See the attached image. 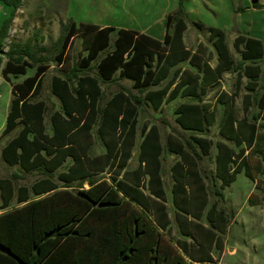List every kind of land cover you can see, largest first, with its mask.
I'll list each match as a JSON object with an SVG mask.
<instances>
[{"label": "trees", "instance_id": "trees-1", "mask_svg": "<svg viewBox=\"0 0 264 264\" xmlns=\"http://www.w3.org/2000/svg\"><path fill=\"white\" fill-rule=\"evenodd\" d=\"M0 1L10 8L0 26V64L6 58L1 75L10 81V76L24 75L28 68L35 66L32 75L12 84L2 136L18 127L19 130L3 145L1 156L10 165L18 164L25 171L37 169L44 174L29 186L17 187L13 182L15 173L0 177V264H218L210 252V241L217 238L213 227L221 229L212 218L215 204L207 210L210 227L204 230L202 240L197 239L194 251L186 239L180 240L181 250L166 239L161 231L169 223L166 205L151 195L165 199L160 178L162 145L157 128H141L138 164L134 168H125L137 133L136 105L123 93L113 95L102 107L96 105L99 94L96 81L78 73L84 72L104 51L95 64L100 80H114L117 72L118 78L131 79L132 86L143 92L165 79L173 66L189 60L195 71L185 69L184 78L175 83L165 100L181 95L201 101L207 87L216 82L224 70L240 69L247 78V103L253 99L258 107V112L251 116L255 119L259 112H264V69L260 65L264 59L263 41L236 36L234 47L240 54L236 62L229 52L224 32L210 27L218 60L212 68L204 59V56L210 58V53L199 48L200 52L192 54L183 44L186 22L181 0L166 16L163 41L133 30L112 26L99 28L69 19L62 25L55 42V60L65 64L66 50L76 36L81 39L85 54L70 68V75L53 79V91L59 96L67 117L54 112L51 115L52 130L48 133L43 124L46 105L43 101H34L41 85L40 74L48 65H35L40 60L30 41L11 44L7 51L4 50L9 28L23 0ZM253 6L261 7V4L254 0ZM195 24L203 27L200 23ZM174 76L162 88L143 94L153 109L161 106L175 82ZM73 78L77 80L76 85L69 87L68 82ZM133 98L136 104L141 103L139 97ZM218 102L223 105L220 134L229 140L251 144L250 150L259 151L264 157V137L257 131V125L245 118L237 120L233 104L225 93L219 96ZM175 114L181 128L193 133H203L206 130L204 124H211L215 118L209 105L199 102L181 103ZM97 122L96 134L105 150L92 156L87 151ZM190 139L187 141L192 147L197 144L203 153H208L211 140L192 134ZM166 145L184 159L187 157L182 141L176 137L168 135ZM216 146V174L228 183L237 172L230 171L231 162L235 160V147L219 141ZM67 162L66 169L57 175L64 181L61 184L51 174ZM110 167L114 170L112 181L96 177ZM171 168L174 178L171 199L176 215L190 213L200 217L206 204L201 175L185 167L181 160H176ZM191 177L193 181L188 180ZM85 180L87 186L83 184ZM73 181H78L77 187L72 186ZM14 198L19 204L10 206ZM189 198L197 204H191ZM248 199L252 203L258 202L252 196ZM148 210H153V218Z\"/></svg>", "mask_w": 264, "mask_h": 264}, {"label": "rangeland", "instance_id": "rangeland-1", "mask_svg": "<svg viewBox=\"0 0 264 264\" xmlns=\"http://www.w3.org/2000/svg\"><path fill=\"white\" fill-rule=\"evenodd\" d=\"M180 0H25L22 6V15H27L22 27L15 28L10 36L5 40L4 49H7L14 43H24L30 41L33 49H36V58L40 61L38 63H46L52 66L44 77L43 86L37 99H43L46 103L45 122L46 132L50 133L49 115L59 108V102L50 91V77L54 73H63L71 66H75L76 60L84 55L82 51L81 39L76 36L68 49V56L66 64L61 66L57 63L54 57L57 46L55 42L61 34V27L69 19L76 21L92 22L95 24L112 25L117 28L129 27L136 30H143L147 34H153L156 37L163 35L164 18L174 11ZM186 22V31L184 33V40L190 50L199 48L207 54L212 52V40L210 38V31L208 26H215L221 28L226 37V41L231 49L232 56L235 60L239 59V54L234 50L231 42L238 32L249 33L257 35L264 40V0H257L261 7H254V0H181ZM69 5L68 13L65 15V7ZM8 13L9 9L5 7L0 1V26L4 20V13ZM194 22H201L203 28L197 27ZM39 27L38 29H36ZM246 30V31H245ZM114 37V35H113ZM113 39V38H112ZM40 45H43L45 50H40ZM211 51V52H210ZM104 51L101 53L103 55ZM4 60V59H3ZM215 62V60H212ZM4 61L0 64V70ZM94 61L90 72L96 73ZM264 64V62H263ZM65 69V70H64ZM70 69H68L69 71ZM27 74H31L28 70ZM17 78H11V81H17ZM116 79L110 84L104 85V100L109 97L119 87H123L131 91V95H135L136 91L131 89V83L127 80ZM246 80L238 81L240 91L235 101L234 114L237 120L243 118L250 119L257 125V131L264 137V112H259L257 118L252 119L251 116L258 112L256 101L249 100L250 104L246 105L244 109L242 95L246 93L244 85ZM263 78L260 79V83ZM234 83L236 84L235 73H225L219 86L214 87L204 97V100L213 105V113L215 114V121L212 125L206 127L203 133L195 135H206L207 138L214 141L209 154H202L200 148L195 146L193 148L187 140L190 132L184 131L176 123L174 119L173 109L177 102L164 104L159 111H155L151 106H146L141 103L139 114V125L145 123L147 126L156 124L159 126L162 141L165 143L168 133L174 135L178 141H182L185 147L190 152V156L185 158L188 168L197 171L204 183V197L206 204L201 212L200 217L193 214L187 215L179 213L176 215L175 207L170 202V188L174 180L170 171V165L177 157L175 153L164 150L162 155V177L164 186L167 192V210L169 211V223L167 228H161L164 237L173 242L176 248L179 247L180 240L186 239L192 246V250L196 248L197 239L201 240L205 237L204 230L210 227L208 219V208L215 204V211L212 213V218L216 220L217 225L221 226L220 230H216L217 238L213 237L210 241V252L214 260L218 264H264V157L259 151L250 150L251 144L246 142H236L233 140L235 146V160L231 162L230 171H236L235 177L232 181L225 183L221 177L216 174V167H214V153L215 145L219 142H224L219 132L217 121L221 116L223 109L217 106V99L221 92H231L234 90ZM236 84V85H237ZM254 94V93H253ZM259 94V92H257ZM11 83L3 78L0 72V133L4 127L6 114L9 108L11 99ZM183 101L182 99L178 100ZM16 131H13L9 137L13 136ZM8 137V138H9ZM93 136L91 137V139ZM204 138V137H203ZM5 137L0 138L1 145L5 141ZM133 149V154L127 162L128 167H134L137 163V142ZM264 144V142H263ZM99 140L95 139L92 153L101 150ZM193 152V153H192ZM183 159V158H181ZM180 159V160H181ZM246 164V165H245ZM68 162L59 167L51 176L61 184L64 181L56 177L59 172L66 169ZM111 168V167H110ZM107 169L99 174L98 177H104L108 181H112L114 176L113 168ZM15 187L18 185L29 186L34 180L43 176L44 174L37 169L32 171H25L18 164L10 165L6 163L0 154V177L12 176ZM56 174V175H55ZM193 181L192 177L188 179ZM78 181H73L72 186L77 187ZM114 182V181H113ZM84 186L87 182L83 183ZM187 187L189 183H186ZM192 189V188H191ZM146 192L147 189L145 188ZM218 191L220 193H218ZM249 196L255 197L258 202L252 203L249 201ZM1 200V198H0ZM190 203L197 204L193 198H189ZM19 203L12 200L10 206H15ZM194 211L193 208H190ZM150 216L154 217L153 210H148ZM190 232V234H189ZM185 233V234H184ZM187 234V235H186ZM193 236V237H192ZM197 241V242H196Z\"/></svg>", "mask_w": 264, "mask_h": 264}, {"label": "crops", "instance_id": "crops-1", "mask_svg": "<svg viewBox=\"0 0 264 264\" xmlns=\"http://www.w3.org/2000/svg\"><path fill=\"white\" fill-rule=\"evenodd\" d=\"M66 1H68V0H65V2ZM24 2H25V0H23L22 1V5L18 8V10L16 11V14H15V17H14V19H13V21H12V24H11V26H10V28H9V32H8V37L10 36V34H12L14 31H16V29H14V27L15 28H20V30H21V27H22V24H23V22H24V20L27 18V15H22V13H23V10H22V6L24 5ZM66 5V7H65V15L68 13V9L67 8H69V5L68 4H65ZM6 7V6H5ZM8 9H9V12H10V8L9 7H7ZM9 12L8 13H4V16L6 17L8 14H9ZM167 16V15H166ZM166 16H165V18H164V28H163V35L162 36H160L159 38L158 37H156L155 35H153V34H147V33H145L143 30H136V29H132V28H129V27H127V28H125V27H121V28H124V29H128V30H133V31H136V32H138V33H143V34H146V35H148V36H150V37H152V38H155V39H157V40H159V41H163V38H164V35H165V32H166V27H165V20H166ZM4 17V18H5ZM73 20V19H72ZM73 21H75V22H83V23H91V24H94V25H97L99 28H103V27H107V26H112V25H106V24H95V23H92V22H85V21H76V20H73ZM195 23H200V24H202L201 22H194V24ZM14 27H13V26ZM203 25V24H202ZM204 26V25H203ZM112 27H114V28H116V29H120V27L119 28H117V27H115V26H112ZM198 27V26H197ZM210 27H214V28H217V27H215V26H208L207 27V29H209ZM39 27H37L36 29H38ZM199 28V27H198ZM203 28V27H202ZM22 29L24 30V28L22 27ZM187 29V28H186ZM186 29L184 30V32H183V36H182V40H183V44H184V46H185V48L186 49H189L190 50V48L188 47V45H187V43L185 42V40H184V33H185V31H186ZM219 29H221V28H219ZM222 30V29H221ZM223 31V30H222ZM246 31V30H245ZM224 32V31H223ZM224 35H225V33H224ZM238 35H243V36H246V37H254V38H257V39H260V40H262L263 41V43H264V40L262 39V38H260L259 36H257V35H253V34H249V33H244V32H238L235 36H234V38H233V40H232V42H231V45H232V47L234 48V50L237 52V50L235 49V47H234V40H235V38H236V36H238ZM7 37V38H8ZM6 38V39H7ZM112 38H114L113 36H112ZM225 42H226V44H227V46H228V49H229V52H230V54H231V56H232V53H231V49H230V47H229V45H228V43H227V41H226V37H225ZM17 43H19V42H17ZM15 44V43H14ZM40 47H43V45H40ZM39 47V49L41 50V48ZM9 48H7V49H4L5 51H7ZM69 49V48H68ZM68 49L66 50V59H67V56H68ZM191 51V53L193 54V53H195L196 52V49H193V50H190ZM211 52V51H210ZM101 53L102 52H100V54L97 56V59L96 60H94V61H99V58L100 57H102L103 55H104V53H103V55L101 56ZM238 53V52H237ZM208 54H209V51H208ZM239 54V53H238ZM232 58L234 59V61H238L239 59H240V54H239V59L238 60H235V58L232 56ZM4 60V63H5V61H6V58L4 57L3 58ZM204 59H207L206 61H207V63L212 67V68H214L216 65H217V63H218V60H217V54H216V52H215V50H214V48L212 47V52H211V57L210 58H206V56H204ZM212 60H215V62H212ZM263 62H264V59L262 60V61H260V65H261V67H262V69H264V64H263ZM4 63H3V65H4ZM65 64H66V61L64 62ZM92 63H93V61H92ZM96 64V63H95ZM62 64L60 63V65L59 66H61ZM3 67V66H2ZM51 67L52 66H49L48 68H46V70H44L41 74H40V79H41V85H40V89H39V92H38V94H37V96L34 98V101H43L44 103H46L43 99H37V97H38V95L40 94V92H41V89H42V86H43V81H44V77L46 76V74H48L47 72L51 69ZM91 67H92V64L91 65H89V67L84 71V72H79L78 74H80L81 76H86V77H88V78H91V79H94L95 81H96V86H97V88H99V94H98V97H97V100H96V105H98V106H100V107H102V106H104L105 105V103L113 96V95H116V94H118V93H123L132 103H133V105L135 104L136 105V112H137V116H136V125H137V133H136V137H135V143H134V146L132 147V149H131V155H130V157L129 158H131V156H132V154H133V149H134V147H135V145H136V141H137V139H139L138 140V142H137V146H138V148H137V153H136V159H137V155H138V151H139V141L141 140V137H140V134H141V128L143 127V126H145L146 127V129L148 130L149 128H151L152 126H155L156 128H157V130H158V133H159V136H160V143H161V145H162V151H161V154H160V162H161V167H160V178H161V180H162V187H163V189H164V191H165V199H161V198H159L158 196H155L154 194H152L151 193V195L153 196V197H155L156 199H159V200H161L165 205H166V208H167V200H168V198H167V192H166V188H165V186H164V180H163V177H162V155H163V152H164V150H168L169 152H171V153H175L176 155H177V157L174 159V161L171 163V165H170V171H171V173H172V168H171V166H172V164L176 161V160H180L181 158H183V157H181V155L178 153V152H176L175 150H171V149H169L168 147H167V145H166V142H167V137H168V135H171L170 133H168L167 134V136H166V141H165V143L162 141V135H161V131H160V128H159V126L158 125H156V124H151L150 126H147L145 123H143L142 125H141V127H140V123H139V114H140V112H141V109H140V105H141V103H144V105H145V107L146 106H151V104H149L148 102H146V100H144V98H143V94H145V92H147V91H151V90H156V89H160V88H162L163 86H165V84L167 83V81H168V79H170L171 77H173L174 75V77H175V82L172 84V86L170 87V89L168 90V92H167V94L165 95V98L163 99L164 101L161 103V106L158 108V109H154L155 111H159L161 108H162V106L164 105V104H169V103H173V102H177V105L174 107V109H173V114H174V119H175V116H176V114H175V109L177 108V106H179L181 103H186V102H190V103H194V102H199L200 104H202V103H206V104H208L209 105V109L210 110H213L212 108H213V105H211V104H209L207 101H205L204 100V97L209 93V91L211 90V89H213L214 87H216V86H219V84H220V82L222 81V78H223V75L225 74V73H230V72H232V73H235V75H236V84L238 83V81H242V80H246L245 82L247 83V78H246V76H244V74L243 73H241V70L240 69H238V70H233V69H229V70H224L219 76H218V79L216 80V82H214L213 84H211L210 86H208L207 87V90H206V92H205V94H203L202 95V97H201V101H199V100H194V99H191V98H188V97H186V96H181V95H179V96H177L176 98H174V99H172V100H165L166 98H167V96H168V93L170 92V90L174 87V85H175V83L176 82H178L179 80H181L182 79V77L184 76L183 75V72L185 71V69L186 70H189V71H195V67L194 66H192L190 63H189V60H185V61H182V62H180V63H178L177 65H175V66H173L172 68H171V70L169 71V74H168V76L165 78V79H163V80H161L160 81V83L159 84H156V85H153V86H149L148 88H146L143 92H140L137 88H135V87H133L132 86V80L131 79H127V78H125V79H120V78H118V73L116 72L115 73V75L113 76L114 77V80H111V81H101L100 80V75H99V73H98V69H97V67H96V65H95V68H96V73H91L90 72V70H91ZM70 68H72V66L70 67ZM70 68H68V69H70ZM31 70V74H27L28 73V70ZM68 69L67 70H65L63 73H61V74H59V73H53L52 75H51V77H50V91H51V93L55 96V98L58 100V102H59V108L58 109H55V110H53L51 113H50V115H49V125H50V131L52 130V126H51V115L54 113V112H59V113H61L64 117H67L64 113H63V110H62V103H61V100H60V98H59V96L53 91V89H54V86H53V79H54V77L55 76H59V77H61V78H66V76H68V75H70L71 74V72H69L68 71ZM34 70H35V66L34 67H31V68H28L27 69V72H26V74H24V75H18V76H15V77H13V76H10V83H11V90H12V84L13 83H15V82H20V81H22L25 77H27V76H30V75H32L33 73H34ZM1 71V70H0ZM17 78L18 80L17 81H11V78ZM184 78V77H183ZM116 79H119V80H127V81H129L130 83H131V89H133V90H135L136 91V93H135V95H131V91H128V90H126L125 88H123V87H119L117 90H115L109 97H107L105 100H104V104H101V101L103 100V94H104V85H106L107 83L108 84H110V82L112 83V82H114ZM118 80V81H119ZM8 81V80H7ZM76 82H77V80L75 79V78H73V80L71 81V82H68V84H69V87H71V86H74V85H76ZM242 83V82H241ZM107 84V85H108ZM235 83H234V90L233 91H231V92H226V91H224L225 92V94L228 96V98L230 99V102L233 104L232 105V107H233V109L235 108V106H234V104H235V101H236V97L238 96V94H239V89H240V87L242 86V85H240L239 87H238V84L236 85ZM246 85V84H245ZM245 85H244V88H245ZM239 90V91H238ZM245 90H246V88H245ZM71 92V91H70ZM248 93V91H246V93H244V95H242V99H243V105H244V109H246L247 107H246V105L248 104L247 103V98H246V94ZM73 94V93H72ZM11 95H12V93H11ZM222 96L223 95V93L221 92L218 96H216V101H217V106H221V108L223 109V105H222V103L221 102H218V98H219V96ZM134 96H137V97H139L140 99H141V103H139V104H136V102L134 101ZM12 97V96H11ZM180 99H182L183 101H179L178 102V100H180ZM253 100V99H252ZM10 101H11V99H10ZM126 103V102H125ZM9 106H10V103H9ZM152 107V106H151ZM153 108V107H152ZM8 110H9V108H8ZM7 113H8V111H7ZM6 116H7V114H6ZM221 117V116H220ZM220 117H219V119H218V121H217V125H218V128H219V121H220ZM215 119L216 118H214V120L211 122V124H208V123H205L204 125H205V129H206V127H207V125L208 126H210V125H212L213 123H214V121H215ZM247 122H252L253 123V121H251L250 119H245ZM175 121H176V119H175ZM176 123L179 125V123L176 121ZM43 124L46 126V122H45V114H43ZM5 125V124H4ZM97 125H98V122L97 123H95L94 124V128H93V130H92V136H93V138H92V143H91V145H90V147L88 148V154L89 155H97V154H100V153H102L104 150H105V147H104V145H103V143H102V140H100V138H98L97 137V134H96V128H97ZM180 126V125H179ZM181 127V126H180ZM4 128V127H3ZM182 129V128H181ZM3 130V129H2ZM19 130V127L17 128V129H15L14 131H16V133H17V131ZM184 131H187V130H184ZM188 132H190V135H189V138H190V136H191V134L192 135H195V134H197V133H193V132H191V131H188ZM16 133L13 135V136H11V137H9L10 136V134L9 135H6V136H2V131H1V133H0V138H4L5 137V141L3 142V144L1 145V149H0V154H2V147H3V145L8 141V140H10L11 138H13L15 135H16ZM172 136H174V135H172ZM197 136V135H196ZM198 136H201V134H199ZM222 136V135H221ZM9 137V138H8ZM175 137V136H174ZM202 137H204V138H207L206 137V135H203L202 134ZM223 137V136H222ZM95 139H97V140H99V142H100V146H101V150L99 151V152H96V153H92L91 152V150H92V148H93V144H94V142H95ZM209 140V139H208ZM222 140L226 143V144H228L229 146H231V147H235L234 146V143H233V140H229V139H227V138H225V137H223L222 138ZM183 143V148L185 147V144H184V142H182ZM213 143H214V141H212L211 143H210V148H209V151H208V153H203L202 151V154H204V155H207V154H209V152H210V149H211V147H212V145H213ZM215 144V143H214ZM195 146H198L197 144H194ZM195 146H193V148H195ZM199 147V146H198ZM200 148V147H199ZM166 150V151H167ZM200 150H201V148H200ZM185 151H186V153H185V156H190V152L188 151V149L185 147ZM216 152H217V146L215 145V153H214V159H215V156H216ZM193 153V152H192ZM2 157V156H1ZM3 159V158H2ZM4 160V159H3ZM130 159H128V161H129ZM5 161V160H4ZM127 161V162H128ZM181 161H183V163H184V165H185V167L187 166V162L185 161V159L183 158V159H181ZM6 162V161H5ZM7 163V162H6ZM138 164V160H137V163H136V165ZM135 165V166H136ZM62 166H64V165H62ZM134 166V167H135ZM61 167V166H60ZM134 167H131V168H134ZM214 167H216V161L214 160ZM125 168H127V164H126V166H125ZM128 168H130V167H128ZM55 173V172H54ZM56 175V174H55ZM52 177V176H51ZM56 177H57V175H56ZM53 178V177H52ZM173 178V177H172ZM54 179V178H53ZM56 180V179H55ZM173 180H174V178H173ZM57 181V180H56ZM85 182H87V185H88V181L87 180H85L84 181V183ZM60 183V182H59ZM86 185V186H87ZM170 202L172 203V199H171V188H170ZM168 209V208H167ZM0 211H1V209H0ZM167 212H168V215H169V211L167 210Z\"/></svg>", "mask_w": 264, "mask_h": 264}]
</instances>
